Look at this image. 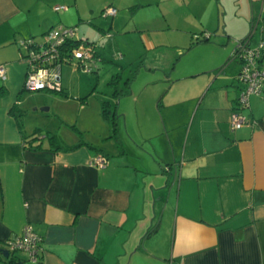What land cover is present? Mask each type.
I'll list each match as a JSON object with an SVG mask.
<instances>
[{
  "label": "crops",
  "instance_id": "0c3cea01",
  "mask_svg": "<svg viewBox=\"0 0 264 264\" xmlns=\"http://www.w3.org/2000/svg\"><path fill=\"white\" fill-rule=\"evenodd\" d=\"M107 8L148 9L145 27L120 31L147 34L145 71L166 74L177 58L155 33L189 34L191 45L264 44V0H0V248L30 227L42 241L38 264H264V87L242 111L251 126L233 130L243 85L225 53L165 75L166 93L183 83L167 104L131 93L134 79L119 94L110 81L111 119L101 100L94 120L104 140L67 142L18 124L27 52L16 41L40 45L36 38L64 26L97 52L120 26L102 24ZM99 156L104 168L93 166Z\"/></svg>",
  "mask_w": 264,
  "mask_h": 264
},
{
  "label": "rangeland",
  "instance_id": "374dc122",
  "mask_svg": "<svg viewBox=\"0 0 264 264\" xmlns=\"http://www.w3.org/2000/svg\"><path fill=\"white\" fill-rule=\"evenodd\" d=\"M147 10V8L137 10V12L135 9L123 12L119 10L116 13L118 16H115L116 18L111 20L104 19L101 15L102 24L109 26L115 21L120 25L117 34L112 33V38L108 40L106 37V39H102L97 43V52L104 56V60H96L93 64L94 72L88 71L86 67L77 66L75 61L62 63L59 83L65 95H57L46 90H25L22 93L21 118L20 116L18 117L20 121L26 123L32 129H41L43 133L50 131L59 140L63 138L67 142H69L67 138L79 139L84 135L87 139L98 138L102 140L103 138L101 139L100 135H102L101 133L104 130L100 129L94 120L99 118V109L102 106L101 100L109 102L110 106L107 108V111H109L108 119H111V112L114 111V102L116 100L111 98L109 94L111 88L108 84L113 80L115 75H119L116 87L120 90L124 88V82L127 78L134 79L131 85V93L134 92L135 95H141L142 99L147 98V94L154 96L157 93L155 101L157 102L162 97L161 102L167 104V102L173 101L174 97L177 96V90L183 88V83L171 86V93H166L165 91L168 90L170 84L163 82L165 81V75L178 77L187 73L189 67L193 65H208L220 52L222 54L219 56L225 53L226 60L229 57L231 58L236 45L235 40L229 43L231 45L227 44L220 47L211 44L203 46L196 42L191 45L189 34L183 38L184 33L179 35L180 32L176 33L172 31L169 35L171 38H165L163 33H155L156 39L164 42L163 46L164 48H168L167 51L170 55L174 54L177 58L173 60L172 70L166 74L161 70L145 71L142 69V64L144 63L146 66V62L153 55V52L148 50L147 34L137 31L136 33L123 34L120 31L134 23L139 26L143 24L145 27V24H148V21L145 23L148 15ZM79 32H77V37L81 35ZM211 33L213 35L210 42L212 44L219 43V37L215 36L214 31ZM44 38L45 36L43 35L40 38H36L35 41L38 44H42ZM22 40L16 41V47L18 42ZM189 46L191 47L189 48ZM22 51L24 54L27 52L26 49H22ZM230 64L229 70L234 66L233 63ZM84 97L86 98L83 100V103L87 104L80 105L79 99ZM124 100L127 99H123V102H125ZM125 104L130 105L131 101L128 100ZM174 107L179 109L178 105ZM74 127H79L81 130L78 129L84 132L79 133ZM16 256L21 258L23 254L18 252Z\"/></svg>",
  "mask_w": 264,
  "mask_h": 264
},
{
  "label": "built area",
  "instance_id": "2783aa9c",
  "mask_svg": "<svg viewBox=\"0 0 264 264\" xmlns=\"http://www.w3.org/2000/svg\"><path fill=\"white\" fill-rule=\"evenodd\" d=\"M116 9L109 8L103 12V17H114ZM76 28L57 26L46 33L44 42L40 45L31 40H22L19 48L27 50L25 60L27 72L23 89L27 91H59L60 67L62 63L75 61L77 66L86 67L88 71L94 69L91 53L82 39L78 44L72 40L77 39ZM264 44L251 46L249 41H237L231 57L239 64L237 80L243 85L237 99V109L230 116V124L233 130H239L251 126L241 109L248 108V100L252 95H259L264 87V64L262 52ZM0 78L5 79V70L0 67ZM93 166L104 168L106 159L97 157L93 160ZM41 239L26 227L22 236L9 241L8 249L11 252H19L26 257L27 264H38L41 252Z\"/></svg>",
  "mask_w": 264,
  "mask_h": 264
},
{
  "label": "trees",
  "instance_id": "16d2710c",
  "mask_svg": "<svg viewBox=\"0 0 264 264\" xmlns=\"http://www.w3.org/2000/svg\"><path fill=\"white\" fill-rule=\"evenodd\" d=\"M246 40L248 41V39H246ZM80 41H82V38H80V37H78V38L75 39V40H72V42H73L74 44H78ZM84 44L86 45L88 51L91 53L93 60H100V59H101V56L99 55L98 52H96V50H95V46H94L93 43H90V42H88L87 40H85V41H84ZM263 52H264V50H263ZM263 52H262V53H263ZM262 55H263V54H262ZM25 56H27V55H25ZM231 58H232V57H231ZM232 59H233V58H232ZM67 63H70V62H67ZM92 71L94 72L95 69H93ZM118 79H119V78H118L117 76H114L112 82H110V86L113 87V88L115 89V90H114V93H116V94H119V93H118V90H116V86H117V82H116V81H118ZM46 91H48V90H46ZM49 92H51V93H55V94H62V93H63V89L61 88L59 91H49ZM237 99H238V98H237ZM237 99H236V104H237ZM108 107H109V106H108V102H104V103H103L102 112L104 113L105 116L108 114V111H107V108H108ZM242 111H243V109H241V113H242ZM17 120H18V124H19V123H20V119L18 118ZM8 244H9V242H7V243L5 244L6 249H4V248H0V260L3 261V262H5V263H7V264H27V262L24 261V260H17V259H15V258H13V257L16 255V253H18V252H11V251H9V249H8ZM4 251H7V252H8V257H7V258L4 257V255H3V252H4Z\"/></svg>",
  "mask_w": 264,
  "mask_h": 264
},
{
  "label": "water",
  "instance_id": "95a60500",
  "mask_svg": "<svg viewBox=\"0 0 264 264\" xmlns=\"http://www.w3.org/2000/svg\"><path fill=\"white\" fill-rule=\"evenodd\" d=\"M244 40H245V39H244ZM239 41H241V40H239ZM3 255H4V257L7 258V257H8V252H7V251H4V252H3Z\"/></svg>",
  "mask_w": 264,
  "mask_h": 264
}]
</instances>
